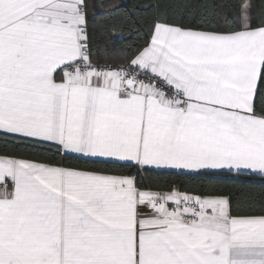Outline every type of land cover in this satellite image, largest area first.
<instances>
[{
	"label": "snow or ice",
	"instance_id": "obj_1",
	"mask_svg": "<svg viewBox=\"0 0 264 264\" xmlns=\"http://www.w3.org/2000/svg\"><path fill=\"white\" fill-rule=\"evenodd\" d=\"M169 7L100 64L89 0H0V264H264V200L165 179H264V0Z\"/></svg>",
	"mask_w": 264,
	"mask_h": 264
},
{
	"label": "trees",
	"instance_id": "obj_2",
	"mask_svg": "<svg viewBox=\"0 0 264 264\" xmlns=\"http://www.w3.org/2000/svg\"><path fill=\"white\" fill-rule=\"evenodd\" d=\"M194 3L195 0H186ZM149 3H157L155 10H135V6H143ZM175 0H89V30L93 35V52L97 62L100 64H117L126 56L130 55L133 45L141 43V35L147 31L154 16L158 11H167L171 14L169 5ZM121 6L118 11L111 10ZM131 9L135 17L133 21H128L126 10ZM115 25L112 35L109 34V27ZM139 33V35H138ZM112 36H122L120 40H115ZM5 146L0 143V151H4ZM43 155H51L44 153ZM57 160L63 158L56 157ZM66 164L75 167H84L83 161L66 159ZM102 167V166H101ZM169 183H204L214 185L225 194L245 191L251 194L257 201L264 200V179L255 176H232L228 174L218 175L210 180L200 181L189 180L187 177L170 176L166 177Z\"/></svg>",
	"mask_w": 264,
	"mask_h": 264
},
{
	"label": "crops",
	"instance_id": "obj_3",
	"mask_svg": "<svg viewBox=\"0 0 264 264\" xmlns=\"http://www.w3.org/2000/svg\"><path fill=\"white\" fill-rule=\"evenodd\" d=\"M255 177H259V176H255ZM259 178H261V177H259Z\"/></svg>",
	"mask_w": 264,
	"mask_h": 264
}]
</instances>
